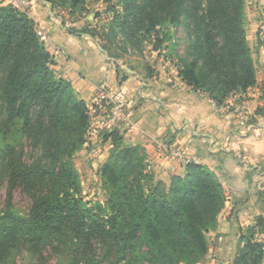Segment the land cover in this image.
Here are the masks:
<instances>
[{
	"label": "trees",
	"instance_id": "trees-1",
	"mask_svg": "<svg viewBox=\"0 0 264 264\" xmlns=\"http://www.w3.org/2000/svg\"><path fill=\"white\" fill-rule=\"evenodd\" d=\"M88 1L49 0L53 10L69 7L71 14ZM104 2L114 14L101 37L70 29L91 36L110 56L119 53L109 45L126 51L124 44L138 50L147 42L159 50L183 27L187 46L177 73L194 91L221 106L256 85L246 0H119V10L112 0ZM54 64L36 21L0 3L1 172L9 192L22 187L32 200L25 214L0 208V264L22 248L42 258L45 247L69 264L204 263L209 232L217 228L227 198L216 173L190 162L184 175L173 174L167 184L140 144H126L118 129L105 130L101 135L111 148L100 172L107 198L86 201L74 156L87 142L91 108ZM17 132L40 152L30 164L9 142ZM263 261L264 217L258 216L241 231L232 264Z\"/></svg>",
	"mask_w": 264,
	"mask_h": 264
},
{
	"label": "crops",
	"instance_id": "crops-1",
	"mask_svg": "<svg viewBox=\"0 0 264 264\" xmlns=\"http://www.w3.org/2000/svg\"><path fill=\"white\" fill-rule=\"evenodd\" d=\"M31 4L30 15L55 56L54 68L81 98L92 105L101 86L125 92L132 119L106 130L118 129L126 144H140L166 182L173 174L184 175L190 162L216 173L227 198L217 228L209 232L204 263L232 264L241 231L264 217V52L256 85L227 100H238L244 108L224 112L206 93L184 83L176 70H151L143 58L130 54L112 57L91 36L72 32V24L52 7L47 11L37 0ZM94 115L97 125L101 116ZM163 143H174L182 156L162 154Z\"/></svg>",
	"mask_w": 264,
	"mask_h": 264
},
{
	"label": "rangeland",
	"instance_id": "rangeland-1",
	"mask_svg": "<svg viewBox=\"0 0 264 264\" xmlns=\"http://www.w3.org/2000/svg\"><path fill=\"white\" fill-rule=\"evenodd\" d=\"M118 1L119 0H112L111 4L116 5V8L119 10L121 6ZM37 2L46 7L45 9H47V11L52 7L49 0H37ZM0 3L11 4L22 11H27L29 15L32 11V4L24 5L23 0H0ZM111 6L112 5L105 3L104 0H89L87 4L79 6L73 14L70 13L69 7H55L54 12L57 16L66 18L67 20L65 19V23L72 24L71 26L68 25L69 28H78L79 30L86 28L89 32L95 31L97 36L101 37V34L107 31L112 22L114 11L111 10ZM246 28L248 43L252 48L258 72V70L263 69L261 58L264 52V0H246ZM38 32L41 35L39 28ZM100 39L102 44L109 45L106 39ZM186 46L187 40L183 33V27H180L175 40L165 44L159 50H154L152 45L147 42L142 43L141 48L138 50L126 44L123 45V48L127 47L126 51L111 45H109V48L112 53H125V55L130 54L129 56L143 58V60L149 64L151 70H157L162 66L167 72H172L173 70H178V64H180L179 54H185ZM173 80L174 78H172V82ZM91 119V128L88 132L87 142L83 148L75 154L74 163L83 186V197L86 201L94 203L103 202L107 198V194L102 187L100 171L110 155L111 144L104 140L103 135L97 136L95 133V115L92 111ZM9 142L11 145L13 144L16 146V150H23V160L28 164L40 157L39 150L33 149L28 143L29 140L22 136L20 132H17L15 138L12 140L10 138ZM3 149L4 146L0 136V208L10 207L19 213H28L32 204L29 193L18 186L13 188V191L9 192L8 181L3 177L1 172V168H3L1 166V161L4 157ZM152 169L156 176L160 178L155 169ZM166 183L168 184L169 182ZM42 253H44L43 257L39 258L37 254H33L27 248H22L12 252L6 264H69V259L67 257L58 255L49 247H45Z\"/></svg>",
	"mask_w": 264,
	"mask_h": 264
},
{
	"label": "built area",
	"instance_id": "built-area-1",
	"mask_svg": "<svg viewBox=\"0 0 264 264\" xmlns=\"http://www.w3.org/2000/svg\"><path fill=\"white\" fill-rule=\"evenodd\" d=\"M23 4L29 5L31 4V1L23 0ZM89 106L93 113H98L101 116L100 123L94 127L97 136L101 135L110 127L118 126L131 120L133 116L126 94L122 89L109 88L106 86L99 87L95 95L94 103ZM243 108L244 105L238 100L227 101L225 104L219 106L221 111L231 113L239 112ZM159 151L172 158H179L182 156L181 149L174 143L161 144Z\"/></svg>",
	"mask_w": 264,
	"mask_h": 264
}]
</instances>
